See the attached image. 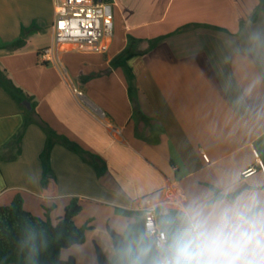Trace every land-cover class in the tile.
<instances>
[{"label": "crops", "instance_id": "0c3cea01", "mask_svg": "<svg viewBox=\"0 0 264 264\" xmlns=\"http://www.w3.org/2000/svg\"><path fill=\"white\" fill-rule=\"evenodd\" d=\"M109 2L114 34L106 53L44 61L53 0H0V68L36 104L25 124L28 107L0 86V206L20 195L24 209L55 221L77 199L76 225L92 228L61 255L77 264H98L95 244L107 256L108 229L118 233L192 185L207 186L227 169L264 173V12L250 21L259 0ZM30 27L24 46L4 48ZM125 52L135 53L124 62L134 100L126 67L113 63ZM48 131L55 143L42 182Z\"/></svg>", "mask_w": 264, "mask_h": 264}, {"label": "clouds", "instance_id": "9594fccd", "mask_svg": "<svg viewBox=\"0 0 264 264\" xmlns=\"http://www.w3.org/2000/svg\"><path fill=\"white\" fill-rule=\"evenodd\" d=\"M118 234L105 242L108 264H264V173L224 170Z\"/></svg>", "mask_w": 264, "mask_h": 264}, {"label": "trees", "instance_id": "16d2710c", "mask_svg": "<svg viewBox=\"0 0 264 264\" xmlns=\"http://www.w3.org/2000/svg\"><path fill=\"white\" fill-rule=\"evenodd\" d=\"M111 1V0H103ZM260 12H264V0H259V5L250 16V21H255ZM198 26L197 24H194ZM200 25V24H199ZM209 28L226 31L223 28L211 25H204ZM184 27L178 29L182 30ZM33 32L32 27L23 28L20 36L4 48L14 50L25 45L28 36ZM167 36H161L149 40L148 50L156 47ZM135 53L125 52L120 57L116 58L114 64H123L127 69L129 78V94L134 100L136 91L134 85V74L124 62ZM0 86L20 105L28 102L31 109H25V124L32 122L29 114L34 112L35 103L32 97L27 95L20 87H17L14 82L6 75L5 71L0 68ZM22 133L16 135L17 143L21 142ZM55 143L51 132H47V143L44 151L40 155L42 163V182L46 181L47 175L50 172V150ZM68 147L80 154V147L75 143L66 140ZM98 174L103 170L95 165ZM82 206L77 199H72L65 208L62 216L52 221L47 215L46 218H41L27 211L23 207V200L20 195H16L9 205L0 206V264H77L76 258L70 256L66 259L62 258V252L73 246L81 245L86 240V232L92 228L91 225L85 224L77 226L75 217L81 212ZM141 221L144 225V220ZM108 233L112 241L118 238V233L108 229ZM35 245L38 249V255H31V248ZM95 254L98 264H108L107 256L102 248L95 244Z\"/></svg>", "mask_w": 264, "mask_h": 264}, {"label": "built area", "instance_id": "2783aa9c", "mask_svg": "<svg viewBox=\"0 0 264 264\" xmlns=\"http://www.w3.org/2000/svg\"><path fill=\"white\" fill-rule=\"evenodd\" d=\"M53 45L43 49L44 61L58 60L64 52L106 53L114 34V10L103 0H53ZM81 99L84 95L75 89ZM253 173L248 169L243 173ZM155 209L145 212L144 226L152 223Z\"/></svg>", "mask_w": 264, "mask_h": 264}, {"label": "water", "instance_id": "95a60500", "mask_svg": "<svg viewBox=\"0 0 264 264\" xmlns=\"http://www.w3.org/2000/svg\"><path fill=\"white\" fill-rule=\"evenodd\" d=\"M24 104H25L28 108H31L30 103H28V102H24Z\"/></svg>", "mask_w": 264, "mask_h": 264}, {"label": "rangeland", "instance_id": "374dc122", "mask_svg": "<svg viewBox=\"0 0 264 264\" xmlns=\"http://www.w3.org/2000/svg\"><path fill=\"white\" fill-rule=\"evenodd\" d=\"M67 250L64 251V253L66 252Z\"/></svg>", "mask_w": 264, "mask_h": 264}]
</instances>
